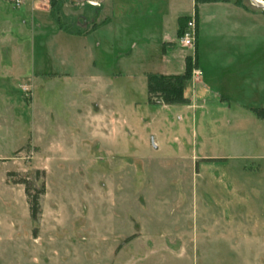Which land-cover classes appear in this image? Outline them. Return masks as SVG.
<instances>
[{
  "label": "rangeland",
  "instance_id": "1",
  "mask_svg": "<svg viewBox=\"0 0 264 264\" xmlns=\"http://www.w3.org/2000/svg\"><path fill=\"white\" fill-rule=\"evenodd\" d=\"M97 1L0 0L28 80L0 143V264H264V20L202 50L208 73L236 57L214 82L231 100L195 105L193 73L192 104L150 105L147 73L195 55L177 35L195 1ZM25 178L45 186L38 222Z\"/></svg>",
  "mask_w": 264,
  "mask_h": 264
},
{
  "label": "crops",
  "instance_id": "2",
  "mask_svg": "<svg viewBox=\"0 0 264 264\" xmlns=\"http://www.w3.org/2000/svg\"><path fill=\"white\" fill-rule=\"evenodd\" d=\"M30 6V10L34 15V22H39L41 20L39 22V25L41 26H45L46 23H49L45 20V13L42 12V8L37 2H33ZM96 7L100 8L101 6L97 5ZM193 15H196L198 22V37L194 48L195 54H197V69L194 71V77L197 80L196 94L194 97L195 105L198 104V93L203 100H208V96L210 95L217 97L221 96V100L223 101L231 100L227 96V94L231 92V89L227 90L223 86L221 88L214 87L217 86L214 82L217 81L218 83H223V79L225 80L227 76H235L234 71L237 70L235 61L236 57L234 59L231 57V60H227V66L217 64L214 72L211 73V71H209L208 73L206 65L205 68L202 66L200 55L203 49L206 50V46L209 45V43H221L222 41H220V38H224L226 35H230V33L254 32L258 26L259 19L262 18L264 20V14L259 11L257 5L253 2H249V0H228L199 4L198 7H196L195 2L194 11L190 17ZM181 17L183 16H180L179 19ZM97 20L99 23L100 21L108 20L106 24H102L99 28L108 26L112 22L111 18L103 19L101 15L98 16ZM208 29L211 30L210 33L214 35V39H210L208 36ZM3 36L5 35L0 33V37ZM169 43L173 42H167L164 44L168 45ZM168 50L169 49L166 48L165 52H168ZM17 51L18 50L15 46L0 44V143H3L4 141L3 133L5 127H11L16 122L14 109H16L17 106L15 107L14 104L19 102V87L21 84L28 82L24 74L19 71V64L16 62L18 59L16 54ZM230 70L232 71L231 73L228 72ZM184 73L163 75H183ZM148 74L152 73H147V76ZM37 78L40 77H37V75L34 74L32 82H38L39 80H37ZM226 79L228 80V78ZM14 86H16V88ZM5 95L7 99H5ZM186 98L189 99V104L194 102L191 98H188L187 96Z\"/></svg>",
  "mask_w": 264,
  "mask_h": 264
},
{
  "label": "trees",
  "instance_id": "3",
  "mask_svg": "<svg viewBox=\"0 0 264 264\" xmlns=\"http://www.w3.org/2000/svg\"><path fill=\"white\" fill-rule=\"evenodd\" d=\"M218 1L228 0H195L196 7L199 4ZM189 19L190 17L179 19V29L177 32L179 39L183 37ZM195 69H197V54L186 58V70L183 75L149 74L147 76L148 103L150 105L166 106L188 105L189 99L185 96V89L187 83L191 81ZM253 113L259 119L264 120V110L254 109ZM16 183L25 186L31 219L34 222H38L42 214L41 197L46 193L45 186L43 185L40 189L35 188L27 178L21 179Z\"/></svg>",
  "mask_w": 264,
  "mask_h": 264
},
{
  "label": "built area",
  "instance_id": "4",
  "mask_svg": "<svg viewBox=\"0 0 264 264\" xmlns=\"http://www.w3.org/2000/svg\"><path fill=\"white\" fill-rule=\"evenodd\" d=\"M250 1L252 2L254 1L260 5H264L261 4L259 0H250ZM197 37H198V22L196 15H193L188 20L187 28L183 37L179 39L180 45L185 48L194 49L197 41Z\"/></svg>",
  "mask_w": 264,
  "mask_h": 264
},
{
  "label": "water",
  "instance_id": "5",
  "mask_svg": "<svg viewBox=\"0 0 264 264\" xmlns=\"http://www.w3.org/2000/svg\"><path fill=\"white\" fill-rule=\"evenodd\" d=\"M87 1H90V2L94 1V2H96V3L99 2V1H97V0H87ZM253 3H254L255 5H257V6L259 5L258 3L254 2V1H253Z\"/></svg>",
  "mask_w": 264,
  "mask_h": 264
},
{
  "label": "flooded vegetation",
  "instance_id": "6",
  "mask_svg": "<svg viewBox=\"0 0 264 264\" xmlns=\"http://www.w3.org/2000/svg\"><path fill=\"white\" fill-rule=\"evenodd\" d=\"M259 2H260V3H264V1H263V0H259ZM94 4H95V3H94Z\"/></svg>",
  "mask_w": 264,
  "mask_h": 264
},
{
  "label": "bare ground",
  "instance_id": "7",
  "mask_svg": "<svg viewBox=\"0 0 264 264\" xmlns=\"http://www.w3.org/2000/svg\"><path fill=\"white\" fill-rule=\"evenodd\" d=\"M261 4H264V3H261Z\"/></svg>",
  "mask_w": 264,
  "mask_h": 264
}]
</instances>
